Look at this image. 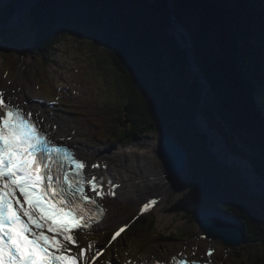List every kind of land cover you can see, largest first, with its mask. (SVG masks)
<instances>
[{
	"label": "trees",
	"instance_id": "trees-1",
	"mask_svg": "<svg viewBox=\"0 0 264 264\" xmlns=\"http://www.w3.org/2000/svg\"><path fill=\"white\" fill-rule=\"evenodd\" d=\"M85 1L37 3L26 14L23 28L0 30L5 56L13 60L12 55L16 58L19 53L27 56L32 53L37 56V70L42 74L65 34L75 33L80 46L82 39L86 40L92 49L89 46L85 49L95 54L97 65L105 69L102 75L112 83L119 97H113L112 103L104 108L107 134L141 139L166 126L188 150L184 179L188 190L167 211L196 218L202 208L211 206L234 217L244 225L246 244L262 242V253L252 264H264V220L247 198L251 188L242 170L220 163L206 146L207 134L194 123L205 85L189 71L186 51L177 43L174 26L169 25L174 15L188 31L195 61L206 75L213 102L209 108L202 106L204 110L208 108L202 114L214 122L212 125L226 138L232 153L248 160L258 178L264 180L261 144L264 133L255 104L262 81L260 34L264 0H154L153 3L131 0L145 3L146 9L126 2L129 0H103V3L99 0L96 4ZM148 6L151 7L147 9ZM13 10L2 8L0 21L7 22ZM232 32L242 33L250 49L251 60L242 90L247 108L239 100L238 84L222 55V50L226 51L231 43ZM75 47L78 46L74 45L76 51L81 50L77 53L79 59L88 60L83 47ZM168 72L173 74L177 89L165 86L163 80ZM87 74L88 70L83 72ZM215 114L222 117L221 123ZM181 232L182 236L188 234L187 230ZM134 234L138 238L147 235H158L161 240L175 238L174 233L166 236L158 230L156 214L138 219Z\"/></svg>",
	"mask_w": 264,
	"mask_h": 264
},
{
	"label": "snow or ice",
	"instance_id": "snow-or-ice-1",
	"mask_svg": "<svg viewBox=\"0 0 264 264\" xmlns=\"http://www.w3.org/2000/svg\"><path fill=\"white\" fill-rule=\"evenodd\" d=\"M230 41L222 55L238 84L239 100L247 108L242 90L250 49L242 33L232 32ZM260 62L262 81L255 104L264 133V23ZM35 115L0 91V264H96L102 253L93 251L91 244L87 250L80 247L76 233L90 230L93 222L106 214L100 201L115 196L119 185L109 181L106 191L102 178L89 175L87 162L72 146L54 140ZM261 144L264 146V140ZM91 167L97 169L100 165ZM157 203L156 199L145 202L140 213ZM127 227H120L109 244ZM213 254L212 249L206 253L209 258ZM172 261L200 264L196 259L177 260L176 256Z\"/></svg>",
	"mask_w": 264,
	"mask_h": 264
},
{
	"label": "rangeland",
	"instance_id": "rangeland-1",
	"mask_svg": "<svg viewBox=\"0 0 264 264\" xmlns=\"http://www.w3.org/2000/svg\"><path fill=\"white\" fill-rule=\"evenodd\" d=\"M25 3H26V1H25ZM33 7H35V6H32L27 11V12H29V14L31 13ZM75 36H76L75 33H72L69 35L65 34L64 41L61 43V44H63V46H62V48H59V49H61V52L59 51L57 56L51 57V60L49 61L50 65L47 67L49 69H45V70H48L49 73H51V77H53V80L54 79L56 80V78L59 80V84L56 85V88L58 86H62L63 88L66 87L69 89V83L76 81L75 77H77V78L80 77V74L78 75L77 72L80 69H84V71L87 70L89 65L92 66L91 71H94V76L91 74L93 77H95V75L97 77H102V76H100L99 72L105 73L104 72L105 69H103V67L100 68L97 65V63H96L97 57L95 56V54H91V52L88 51V49H85V48H88V46H89V44L86 43V40L82 39V41H81L82 46H80V44H77L78 40H77V37H75ZM74 45L78 46L79 48L83 47L82 50L86 54L85 56H87L88 60L82 61L79 59L80 57L78 56V54L74 53V52H77L76 49H74ZM72 46H73V48H72ZM78 47H75V48H78ZM90 49H92V48L90 47ZM78 51H81V50H78ZM4 52L5 51L3 49H0V86H3V84H6L5 87L11 88L10 90H12L14 87L13 85L15 84V81L18 79L21 72L24 74V76H25V74L26 75L29 74L30 79L32 78L31 79L32 84H36V80H34L36 75L34 76V72L36 71V68L38 66L37 57H31V56H27L25 54L19 53L16 56L17 57L16 59L19 60L21 63V66H20L21 69H20L19 75H17L14 78H11V79H6L2 75V71H1L2 57H3ZM84 53L80 52V55L83 57ZM8 70H9V67H8ZM103 77H105V76H103ZM103 77L95 79L96 82H99L101 88H100L99 92L97 93L95 99H93V101L88 102L92 105L97 104L98 106H95V107L100 108L101 110L106 108V106H108V104L106 103V97L105 96L102 97V93L104 91H107V90H111V89L114 90L115 89V88L111 87L112 83L107 81L106 79H103ZM9 82H11V83H9ZM163 82H164L165 86H168L172 89H177V87H178V84L175 83L174 76L171 72L167 73ZM42 85L45 88L48 87V90L51 93H53V94L55 93L52 88H49L50 86L48 85V81H47L46 77H45V80L42 82ZM79 88L82 90L83 85H80ZM87 91H83V93H86ZM205 92H206V94H205ZM41 93H43V92H41ZM203 94H205V101L203 104L200 103V106L202 107V105L203 106L206 105V107H208L209 105H212L213 100L211 99L210 94L208 93V88L203 90ZM70 98H72V97L70 96ZM84 100H86V99H84ZM109 100L112 101L113 99L110 98ZM42 101L44 102L45 107L50 110L51 107H49L46 104V102L49 100L47 98H45V99H42ZM77 101H78V103L81 102V100L79 98ZM82 102H86V101H82ZM208 108H206L205 110L203 108L201 111L202 112H203V110L206 111ZM65 110H66V107L64 106L63 109L58 108V109L54 110L53 113H54V115H57V117H60L63 120L67 119L66 124H64V125L69 130H71L73 127L76 128V126H75L76 124L71 119L66 118L67 113L64 112ZM50 111H52V110H50ZM215 116L217 117V120L220 121V123H221L222 117L219 114H215ZM99 118H103V117H99ZM204 118L208 121L209 126L216 128L214 125H212V124H214V122H212L209 118L207 119V117H205V116H204ZM210 122H212V123H210ZM194 123L196 125L195 121H194ZM200 124L203 126H206V123L204 122L203 118H200ZM223 125L227 129H229L228 125H225V124H223ZM106 128L107 127L105 125L103 128L104 133H107L105 130ZM197 129H198V127H197ZM76 130H78V129L76 128ZM236 133H234V135ZM238 135L240 136L239 133H238ZM238 137H236L237 140H238ZM82 139L86 140L87 138L82 137ZM129 140H131V141H127L124 144L117 145L116 146L117 148H115V149L126 148L127 150L130 151L129 155H132L133 159L139 158L140 155H142V156L143 155L144 156L150 155V156L155 158L154 167H155V165H157V166L160 165V168H161V164L159 162L160 159L157 156V149H158V146L161 144V141H162V128L159 127L156 131L152 132L150 134V136L145 135L141 139L132 138ZM211 141H212L213 145H215L216 149L218 150L219 146L216 144V140H215L214 136L211 137ZM238 141L241 142L240 137H239ZM130 144H132V145L130 146ZM206 146H207V148L209 146L208 136H207ZM223 156L224 157L222 158V160L225 159L224 154H223ZM139 159H143V158L140 157ZM136 161H138V159H136ZM239 163L241 166L240 165H231V166H232V168H238V169L242 168L241 172H243V174H245L244 176H245L246 182L247 183L249 182L251 184V185L249 184V187L251 188V192H249L247 198L251 201V204L254 205V207L258 210V212L260 213L259 215L262 218V220H264V188L263 189H256L254 186V182H256V185H260V184L264 185V182H262L264 180L259 179L254 174H253L254 182L252 180H250V178L248 176V171L246 168L247 164H244V163H246V160H240ZM225 164H223V165H225ZM244 167L246 170H244ZM163 173H165V172H163ZM180 183H181V185L179 186L178 192H176L172 196V198L167 203H165L164 207H162L161 209L159 208V211L156 210L157 212L155 213L157 215V227H158L159 231H163L166 234V236H170V235H172V233H174V237L179 238V239H175V240H170L168 242H164L163 244L160 245V247H157V248L161 249V251H164V252H168L170 250L176 251L178 248L181 247V244L186 240H188V241H186V244H192V242H193L192 239L194 238L193 235L195 236L197 231H199L198 230V224L196 223L195 217L184 218L182 213L178 214V213L166 212L165 208L170 206L174 200L179 199L188 189V186L185 183L183 175L180 178ZM150 191H152V190H150ZM242 192H244V191H242ZM132 197H130V198H132ZM258 198H262L263 201L260 202ZM122 201L123 200H121V202H120V204L122 203V205H121V207H119V209L120 208L122 209V211H121L122 217L129 216L133 211L134 204H132L130 202L132 200L124 201V202H122ZM138 202H136V204ZM182 230H187L188 234H186L185 236H182L181 234H179V233H182L181 232ZM239 235H240L241 240H243L244 242L238 244L237 246L232 245V244H227L224 241H220V240H217L214 242L201 240L199 242V244L203 245V247H205L207 245H212V246L214 245L217 249V253L215 254V259H217V260L224 259L223 264H252V260H254V262L256 260H258L259 255H261V253H262V250H261L262 249V246H261L262 242L258 241V242H254L253 244H246L244 236H242L241 234H239ZM147 236L150 238L153 237L152 235H147ZM189 237L191 239H189ZM238 239H239V237H238ZM152 248L154 249L155 247H152ZM240 252L241 253L246 252V253H243L244 255L239 256Z\"/></svg>",
	"mask_w": 264,
	"mask_h": 264
},
{
	"label": "bare ground",
	"instance_id": "bare-ground-1",
	"mask_svg": "<svg viewBox=\"0 0 264 264\" xmlns=\"http://www.w3.org/2000/svg\"><path fill=\"white\" fill-rule=\"evenodd\" d=\"M20 5L21 4L19 3L18 6ZM23 8L24 7L21 6L20 8H18V10L24 11ZM31 79L29 74L28 75L25 74L24 76V74L22 73V77L20 78L21 81L18 79V81L15 82L16 84L14 86L13 93L12 90L10 92L9 90H7L6 94H9L13 99V101L25 100L29 102L36 114L35 115L36 118L42 122V125L45 127V130L48 132H52L55 137L61 136L67 139L68 137H71V139L68 140L72 141L75 145H77L78 149L83 154L95 155L101 153L102 151L100 149L90 147L83 140L74 137L71 131L66 130L63 126L58 124L52 113H50V111H48L46 108L42 106L43 104L41 102V99L44 95L38 93V91L36 90V86L32 85V83L30 82ZM3 87L4 86H0V91H2ZM30 100H34V101L30 102ZM217 145L219 146L218 150L216 149L215 145H213V148L222 159L224 156L221 150L220 139L218 140ZM129 153L130 151L127 149H120L116 151L106 152L107 155L111 156L109 160L112 163V171L114 172L115 176L118 177L119 180L122 182V184H124L125 186L123 187V192H121L118 195L119 200L136 201V198L132 199L130 197L132 196L140 197L145 192L146 193L153 192L152 193L153 196L155 198H158L159 203L162 202L165 199L167 193L170 192L171 188H170V183L167 181L168 177L165 174L166 172L164 171V167L163 164H161V161L159 160L161 164V168L160 165L159 166L155 165L154 167V163H155L154 157L150 155L148 156L143 155L141 156L143 159H138L139 161L138 162L136 161V158L134 159L131 158L129 156ZM248 176L250 180L254 182L253 174H248ZM179 179L180 178H178V180ZM254 185L256 186V189H263L262 184L256 185V182H254ZM119 200L113 203L109 216L107 217V220L105 222L106 225L113 223L120 216L119 210L115 207L116 204L119 203ZM209 216L211 215L206 214V217ZM105 228L106 227H100V229H105ZM219 230L222 231V229ZM147 258H149V256H146L145 259H143L142 261L147 260ZM112 264H116V263H112Z\"/></svg>",
	"mask_w": 264,
	"mask_h": 264
},
{
	"label": "water",
	"instance_id": "water-1",
	"mask_svg": "<svg viewBox=\"0 0 264 264\" xmlns=\"http://www.w3.org/2000/svg\"><path fill=\"white\" fill-rule=\"evenodd\" d=\"M4 1L5 0H0V5ZM40 1H42V0H28V1H26V3H25V1H20V2L25 4V6H29L31 8L32 6H35ZM97 1H99V0H86L85 2L96 4ZM114 1H119V0H114ZM149 1H150V3H153L152 1H154V0H149ZM126 2H129V4L134 3V4L141 5L145 9L147 6L145 3L131 2V0L126 1ZM100 3H103V0H100ZM170 6L172 7V3ZM150 7L151 6H148L147 9H149ZM16 8H18L17 5H16ZM169 25L176 27V32L174 33V35H176V37H177V43L179 45H181V47L184 48L186 51V54H187L186 57H187V63H188L189 71L191 73L197 75L199 77V79L201 80V82L204 85H206V83H208L206 75L202 72L198 62L195 61L196 58L193 54V43H192V38H191L190 34L184 28L183 25L178 23V21L176 20L174 15H171ZM180 29L184 31L183 36H181V34L179 33ZM204 101H205V94L202 93L200 103L203 104ZM201 108L202 107L200 106L199 110H198L197 117L195 119V122H196V126L198 127L199 131L206 133L208 136L209 151L212 154H214L217 157L218 161H220L221 163H224L223 161H225V163H227L229 165H240L239 161L245 160V159H243L240 156H236L232 153V151L230 150V148L227 145L226 138L220 133V131L214 127L209 126L208 123L206 122V120H204V119L203 120L206 123V126H203L200 124V118H202ZM212 136L215 137L216 144H217L218 140L220 139L221 150L226 157L224 160L221 159L219 154L213 148V144L211 143V137ZM188 155H189L188 150L178 141L175 134H173L168 127H166V126L163 127V129H162V142L158 147L157 156L159 157L161 164H163L164 171L166 172V175H168V176L182 175L185 172V169L187 167ZM246 163H247V165H249V166H246L248 174H254L255 176H257V174L255 173V171L253 169L252 164L248 160H246ZM244 170H246L245 167H244ZM255 188H256V186H255ZM210 211L211 210L206 209V210H203L200 214L201 228L205 229V231L208 233V235L210 237H218V235H221L220 237H222L224 239L225 243L236 245V246L243 242V240H241L240 235H239V234H241L243 236L242 228H240V230H235V229L231 230L228 233H227V230L225 228H222V231L217 230V234H218L217 235L216 232L211 227L208 226L207 222H210L211 218L214 222H217L221 226H224L226 228H228V226H225L219 222V221L222 222L225 219L219 213L211 214V217L209 216L208 218H206V214H208ZM211 213H213V211ZM213 215H215V216L212 217ZM235 223H237L239 226H241V223H239L236 220H235ZM238 237H239V239H238Z\"/></svg>",
	"mask_w": 264,
	"mask_h": 264
}]
</instances>
